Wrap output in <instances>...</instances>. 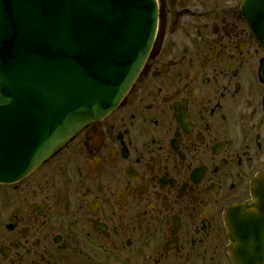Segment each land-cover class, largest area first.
<instances>
[{
  "label": "flooded vegetation",
  "instance_id": "1",
  "mask_svg": "<svg viewBox=\"0 0 264 264\" xmlns=\"http://www.w3.org/2000/svg\"><path fill=\"white\" fill-rule=\"evenodd\" d=\"M156 2L123 103L0 185V264H231L226 214L264 174V47L243 0Z\"/></svg>",
  "mask_w": 264,
  "mask_h": 264
},
{
  "label": "water",
  "instance_id": "2",
  "mask_svg": "<svg viewBox=\"0 0 264 264\" xmlns=\"http://www.w3.org/2000/svg\"><path fill=\"white\" fill-rule=\"evenodd\" d=\"M264 47V0H244ZM155 0H0V183L22 180L118 105L157 51ZM226 227L233 264H264V175ZM264 217V212H256ZM264 220V218H263Z\"/></svg>",
  "mask_w": 264,
  "mask_h": 264
}]
</instances>
